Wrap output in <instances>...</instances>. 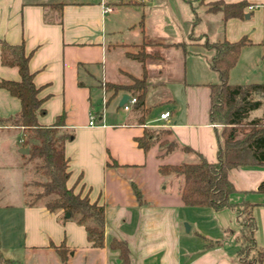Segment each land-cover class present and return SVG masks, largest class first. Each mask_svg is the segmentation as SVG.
I'll use <instances>...</instances> for the list:
<instances>
[{
	"label": "crops",
	"instance_id": "crops-1",
	"mask_svg": "<svg viewBox=\"0 0 264 264\" xmlns=\"http://www.w3.org/2000/svg\"><path fill=\"white\" fill-rule=\"evenodd\" d=\"M182 1L172 0L175 10L168 8L159 18L158 13L169 7L167 0H0V43L22 45L29 55L27 69L44 111L37 123L49 127L63 115L62 128L72 133L63 146L69 175L65 185L104 211L103 246L93 248L82 226L62 219L60 211L48 212L42 203L26 202L27 182L23 163L18 164L15 172L22 180L15 194L9 186L0 187V257L5 261L0 264H60L53 247L61 244L68 250L66 264H239L233 211L185 207L180 179L161 176L157 169L195 163L197 156L216 162L219 129L209 122L208 86L217 77L208 65L211 53L201 45L245 38L249 44L240 50L227 84L261 83L264 0H197L203 14L197 26L204 22L212 30L184 43L165 34L168 28L177 32L188 23ZM219 2L246 3L243 14L248 18L223 21L219 12H205L206 5ZM103 6L108 13H103ZM209 32H214L212 40ZM179 44L183 47L175 46ZM141 48L160 57L143 63L146 84L160 89L157 115L149 116L150 106L143 99L147 113L142 124H137L141 113L134 106L118 117L121 97H131L123 92L112 97L104 92L100 113L101 85H127L129 76H142L141 64L127 56ZM18 80L14 67L0 65V81ZM19 110L18 100L0 89V144L9 133L16 134L17 144L22 142L23 130L12 123ZM90 112L98 116L89 127ZM163 112L169 118L157 121ZM250 114L264 117V107ZM149 128L167 132L144 153L135 139ZM162 142L191 152L165 153ZM20 156L15 162L23 161ZM227 180L236 193L249 195L244 201L264 207V190L256 192L264 181L263 167L230 169ZM112 240L123 243V253L109 247Z\"/></svg>",
	"mask_w": 264,
	"mask_h": 264
},
{
	"label": "trees",
	"instance_id": "trees-1",
	"mask_svg": "<svg viewBox=\"0 0 264 264\" xmlns=\"http://www.w3.org/2000/svg\"><path fill=\"white\" fill-rule=\"evenodd\" d=\"M202 2V0H200ZM246 3L234 4L212 3L206 5V13L219 12L222 20L243 18ZM247 41L242 38L234 43L226 41L202 43L206 51H212L209 68L215 73L217 82L210 84L209 89V122L221 126L218 130L219 146L216 162L209 164L197 156L195 163H182L177 166H159L157 171L161 176H174L180 179L179 195L185 207L208 208L213 211L230 209L233 211L239 230L237 259L239 264H264V248L256 249L253 233L254 221L251 217L253 205L247 201L230 202L235 194L233 185L227 180V172L233 168L263 167L264 168V117L247 120V116L264 106V43L261 44V62L263 80L258 84L229 85L227 75L234 66L240 50ZM181 46L182 44L175 45ZM142 49V48H141ZM141 64L142 76L137 79L128 77L127 85L104 84L105 92L115 96L123 92L135 98L134 108L141 115L137 124H142L147 110L143 109V99L147 84L143 63L145 60H159L156 54H146L142 50L135 54H127ZM29 55H25L22 45L9 46L0 43V65L14 67L19 80L16 82L0 81V89L5 90L19 102L20 110L12 119L13 125L23 130L22 148L24 157L31 165L36 179L25 184V190L37 189L34 194L25 193L29 205L42 203L50 213L61 212L62 219L73 220L82 226L86 240L93 248L103 246V207L90 203L86 196L74 194L66 187L68 179L67 160L64 158L63 146L72 137V133L62 128L63 115L58 116L49 127L37 123V115H43L40 109L41 101L37 99V89L32 83L33 74L27 69ZM165 130L144 129L142 136L135 139L136 146L146 153L163 135ZM165 153L180 149L184 153L191 151L176 143H159ZM264 181L256 192H263ZM138 199V194L133 188ZM32 199V200H31ZM68 215L66 218L65 216ZM109 247L118 252H124L122 242L112 240ZM60 264H66L68 250L64 245L53 247ZM0 262H5L0 257Z\"/></svg>",
	"mask_w": 264,
	"mask_h": 264
},
{
	"label": "rangeland",
	"instance_id": "rangeland-1",
	"mask_svg": "<svg viewBox=\"0 0 264 264\" xmlns=\"http://www.w3.org/2000/svg\"><path fill=\"white\" fill-rule=\"evenodd\" d=\"M182 2L184 4V7L186 8V13L185 12L184 13L187 15L188 23H185L181 27H179V31L177 32L171 30V28H168L165 30L166 33L165 32L164 33L170 36L171 39L180 40V41H183L184 43L188 41V39L186 38L188 37L195 38L200 32L208 31L209 28L207 24L204 22L203 24L197 26V22L199 20H202L203 18L202 9L198 5L197 0H183ZM167 3L169 7L164 8L165 10H161L158 13L159 18L163 17V14H165L164 12L168 11V8H172V9L175 8V5L173 4L172 0H167ZM179 3H181L180 0H179ZM175 14L176 16H178V18L181 17L180 12H175ZM209 30H212V29L210 28ZM156 34L153 33L152 36L155 37ZM213 34L214 32H209L208 34V37L211 40L214 36ZM151 40L152 39H149V41ZM140 50L143 51V49H140ZM210 53L212 55V51H210ZM128 62H129L128 60L127 61L125 60V64H131V62L129 63ZM216 82L217 81H215V83ZM127 83L129 84L130 81H128ZM159 92H160L159 88L157 89L149 88V85L146 88L144 100L150 106L149 113H148L149 116H156L159 108L161 107L160 105L155 103V100L158 98ZM93 101L95 102L94 99ZM114 103H115V100L110 101L109 103L110 105L108 106V112L111 111L110 107H112ZM262 107L264 106H261V108ZM117 111H118V117L121 118L124 115V112L122 111L121 107L117 108ZM260 118H263V117L256 118L254 114H249L247 116V120L260 119ZM218 129H221V126H218ZM15 135H16L15 133L13 134L9 133L8 136H5V139L7 137L8 140L5 143L0 144V187L9 186L10 194H15L16 186L19 183L18 181L22 180V178L17 176L15 172L16 169L18 171V164L23 163V169H21V172L23 173L25 177V182L30 184L32 183L33 180L36 179V176H34L33 172H31L32 171L31 165L27 163L25 158L23 159V161L17 160V162H15L16 159H19L21 157L18 154V150H19L18 147L22 146V143H23V142H19L17 144L16 139L14 138ZM3 136L4 134H0V142ZM28 191H30L31 194H34L37 191V189L29 188V190L28 189L24 190L23 194H25ZM248 196H249L248 194L244 195V194L235 193L232 196H230L229 200L230 202H241V201H244L243 199H245V197H248ZM251 217L254 221V227H255L254 236H253L254 243H255L256 249L258 250V249L264 248V207L262 205L252 206Z\"/></svg>",
	"mask_w": 264,
	"mask_h": 264
},
{
	"label": "built area",
	"instance_id": "built-area-1",
	"mask_svg": "<svg viewBox=\"0 0 264 264\" xmlns=\"http://www.w3.org/2000/svg\"><path fill=\"white\" fill-rule=\"evenodd\" d=\"M109 10L106 8V6H103V13H108ZM104 87L103 85H101V101H100V107H101V111L100 113L102 112V108L104 107L105 105V102L106 100L104 99ZM135 104V98L134 97H128L126 102L124 104L121 105V109L123 111H129L130 109H132V107L134 106ZM98 115L97 114H94L92 112L89 113V116H88V126H93L94 125V121L96 119ZM169 118V113L168 112H163L161 114L158 115V118H157V121H167V119Z\"/></svg>",
	"mask_w": 264,
	"mask_h": 264
},
{
	"label": "water",
	"instance_id": "water-1",
	"mask_svg": "<svg viewBox=\"0 0 264 264\" xmlns=\"http://www.w3.org/2000/svg\"><path fill=\"white\" fill-rule=\"evenodd\" d=\"M244 18L247 19L248 16L247 15H244ZM126 100H127V96H125V95L122 96L121 99H120V101H119V104L118 105L121 106L122 104H124L126 102ZM18 153L20 155H24L25 154V149H23V148L22 149H19L18 150ZM65 217L67 218L68 215H66ZM187 230H188V227L187 226H184V231L187 232Z\"/></svg>",
	"mask_w": 264,
	"mask_h": 264
}]
</instances>
